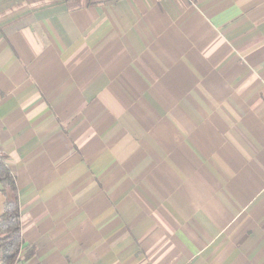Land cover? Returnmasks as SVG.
<instances>
[{"label":"crops","instance_id":"crops-1","mask_svg":"<svg viewBox=\"0 0 264 264\" xmlns=\"http://www.w3.org/2000/svg\"><path fill=\"white\" fill-rule=\"evenodd\" d=\"M0 154L20 264H264V0H0Z\"/></svg>","mask_w":264,"mask_h":264},{"label":"trees","instance_id":"trees-1","mask_svg":"<svg viewBox=\"0 0 264 264\" xmlns=\"http://www.w3.org/2000/svg\"><path fill=\"white\" fill-rule=\"evenodd\" d=\"M0 190L5 199L0 215V264H13L22 245L21 216L15 179L2 154H0ZM20 262L19 260L18 264Z\"/></svg>","mask_w":264,"mask_h":264},{"label":"built area","instance_id":"built-area-1","mask_svg":"<svg viewBox=\"0 0 264 264\" xmlns=\"http://www.w3.org/2000/svg\"><path fill=\"white\" fill-rule=\"evenodd\" d=\"M20 258H21V251H20L19 255L17 256V258H16V260L14 261L13 264H18Z\"/></svg>","mask_w":264,"mask_h":264}]
</instances>
